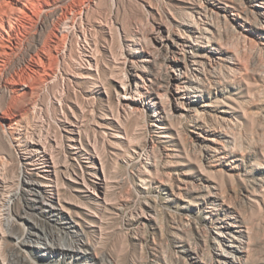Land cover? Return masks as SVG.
<instances>
[{
    "label": "rangeland",
    "instance_id": "374dc122",
    "mask_svg": "<svg viewBox=\"0 0 264 264\" xmlns=\"http://www.w3.org/2000/svg\"><path fill=\"white\" fill-rule=\"evenodd\" d=\"M94 2L58 43L46 35L61 30L59 9L19 27L7 73H24L45 38L49 46L33 79L40 108L23 114L22 132L52 144L60 210L17 201L10 214L45 237L15 224L0 255L13 264H228L218 233L239 227L234 264H264V0ZM82 46L91 76L80 74ZM62 109L79 121L80 163L97 150L96 191L63 182L79 160L64 145ZM10 143L0 126V211L27 180Z\"/></svg>",
    "mask_w": 264,
    "mask_h": 264
},
{
    "label": "bare ground",
    "instance_id": "6f19581e",
    "mask_svg": "<svg viewBox=\"0 0 264 264\" xmlns=\"http://www.w3.org/2000/svg\"><path fill=\"white\" fill-rule=\"evenodd\" d=\"M94 3V0H0V90L3 92L0 98V126L2 127V131L5 129L11 134L10 145L13 150L15 147L19 163L24 165L23 169L20 170L19 176L27 177L26 181L23 179V182L18 184L16 193L11 194V197L6 200L5 208L0 211V238L12 235L11 228L15 224L22 227L23 233L33 234L37 238L45 237V233L41 235L37 232L26 230L24 222L17 221L10 214L15 203L19 200H23L25 205L30 204V202L39 203L38 205L43 207L44 211L52 212V214L60 210L52 196V190L58 184L57 175L59 170L57 168V160L51 151L52 144L49 148L40 139L30 135L27 136L22 132L25 126L23 114L29 109L36 111L40 108L34 101V96L39 86H36L37 88L34 87L33 79L43 70L45 61L49 55V46L45 44L46 38L49 37L54 43H58L64 37L65 31L79 27V24L84 20L89 10L93 8ZM54 9H59L65 14L61 30L58 29L51 33L47 31L45 40L38 50H36L33 59L25 67L24 73H14V71L7 73V62L14 54V47L21 42L22 31L19 27L25 28L26 23L33 21V17H36L38 13ZM83 35L86 39V33H83ZM178 44L183 51L190 53L191 63L195 64V57L197 55L193 53L191 47L187 48L188 45L182 40H178ZM79 54L87 63L85 66H81L82 71L80 74L91 76L94 71L92 67L94 65V58L91 51L82 46ZM180 80V83L183 85L187 83V80L183 79V77H180ZM18 91L20 94H17ZM14 93L17 95H14ZM61 116L64 117V121L67 123L64 127L69 133L64 136V140L67 141L64 145L69 148L72 158L79 160L83 154L82 149L84 150L81 145H78L81 143L82 138L80 125L78 124L79 121L76 116H74V119L70 118L63 109ZM14 132H16L15 136ZM91 150L93 152L87 151L89 154L86 157L87 164L83 165L79 160L77 166L72 164L70 170L65 169V175L63 176L65 180L63 182L68 184L72 190L82 191L84 188H87L96 191V185L91 182L90 176L96 177V173L93 170L96 162L93 159V153H96L97 150L95 146H92ZM7 185L8 180L0 175V189L7 188ZM37 195L40 197L37 198ZM27 214L33 216L32 212H27ZM2 219L4 220L5 228L2 227ZM65 224L67 227H74V224L77 223L66 220ZM29 227L34 228L32 225ZM81 234L78 230H73L74 237L79 240H81ZM218 234L224 238L223 242L226 250L223 255L227 258L226 263L234 264L237 261L236 259L241 255L236 254L239 248L235 243L242 238L244 231L238 227L234 230H224ZM1 247L2 244L0 243V249ZM71 249L73 250L74 248L71 247ZM14 261L13 255H9L8 257L0 255V264H13Z\"/></svg>",
    "mask_w": 264,
    "mask_h": 264
}]
</instances>
